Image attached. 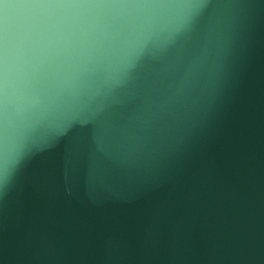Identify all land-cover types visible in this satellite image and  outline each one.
Instances as JSON below:
<instances>
[{
    "label": "water",
    "instance_id": "water-1",
    "mask_svg": "<svg viewBox=\"0 0 264 264\" xmlns=\"http://www.w3.org/2000/svg\"><path fill=\"white\" fill-rule=\"evenodd\" d=\"M0 264H264V0H0Z\"/></svg>",
    "mask_w": 264,
    "mask_h": 264
}]
</instances>
